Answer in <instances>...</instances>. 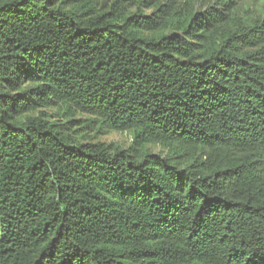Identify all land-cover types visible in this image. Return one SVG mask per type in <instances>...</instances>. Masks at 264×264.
Here are the masks:
<instances>
[{
  "label": "trees",
  "instance_id": "trees-1",
  "mask_svg": "<svg viewBox=\"0 0 264 264\" xmlns=\"http://www.w3.org/2000/svg\"><path fill=\"white\" fill-rule=\"evenodd\" d=\"M246 1L0 0V264H264Z\"/></svg>",
  "mask_w": 264,
  "mask_h": 264
},
{
  "label": "rangeland",
  "instance_id": "rangeland-1",
  "mask_svg": "<svg viewBox=\"0 0 264 264\" xmlns=\"http://www.w3.org/2000/svg\"><path fill=\"white\" fill-rule=\"evenodd\" d=\"M197 9H205L210 0H194ZM242 10L240 14H246L245 10H248L249 17H264V0H249L243 3ZM51 115L56 113V110H50ZM38 113H34L37 116ZM54 116V115H53ZM79 119H83L80 115L77 116ZM53 121H59V118H53ZM78 128V126H77ZM76 129V128H75ZM88 140L92 142H102L106 145H115L122 150H128L132 147L133 136L130 132H108V133H98L97 131L87 134ZM146 149L154 154L168 155V151L164 150L162 147L157 145H148Z\"/></svg>",
  "mask_w": 264,
  "mask_h": 264
}]
</instances>
